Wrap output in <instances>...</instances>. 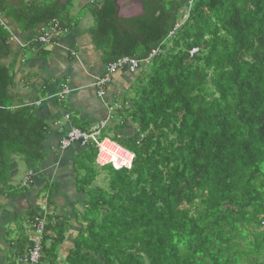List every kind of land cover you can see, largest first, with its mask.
Segmentation results:
<instances>
[{"label": "trees", "instance_id": "16d2710c", "mask_svg": "<svg viewBox=\"0 0 264 264\" xmlns=\"http://www.w3.org/2000/svg\"><path fill=\"white\" fill-rule=\"evenodd\" d=\"M88 1L103 65L141 63L121 131L103 132L134 160L116 170L95 165L93 145L80 155L79 234L62 257L68 226L47 224L40 264H264V0H136L132 19L116 0ZM71 4L0 0V16L25 34L54 20L70 30ZM13 83L0 63V195L14 157L47 158L50 128Z\"/></svg>", "mask_w": 264, "mask_h": 264}, {"label": "crops", "instance_id": "0c3cea01", "mask_svg": "<svg viewBox=\"0 0 264 264\" xmlns=\"http://www.w3.org/2000/svg\"><path fill=\"white\" fill-rule=\"evenodd\" d=\"M71 1L72 27L50 46L37 44L40 29L25 34L11 18L0 16L10 53L0 63L13 76L16 103L35 107L36 115L45 119L50 128L44 144L47 158L41 165L19 157L10 162L9 180L0 195V264H19L32 235L31 215L42 213L45 208L49 214L47 224L63 222L68 226L60 255L66 257L70 253L80 231L86 200L78 188V180L84 175L79 157L88 147L73 144L62 149V141L72 128L88 132L102 121L108 122L106 129L119 133L120 129H114L122 125L117 115L132 99L131 89L139 72L131 74L127 67L118 69L105 87V96H98L95 84L103 76L105 65L90 40L89 1ZM63 85L71 92L60 101L58 94ZM123 123L125 134L121 136L126 138L135 130L127 119ZM112 132V137H121ZM30 172L34 175L28 188L22 183Z\"/></svg>", "mask_w": 264, "mask_h": 264}, {"label": "built area", "instance_id": "2783aa9c", "mask_svg": "<svg viewBox=\"0 0 264 264\" xmlns=\"http://www.w3.org/2000/svg\"><path fill=\"white\" fill-rule=\"evenodd\" d=\"M179 26H176L178 29ZM69 32V29L62 27L61 24L54 20L50 26L40 28V35L36 39L37 44L42 46L53 45L57 38ZM198 52L197 49L191 51V56ZM141 63L133 58H125L118 61L115 64L105 67V72L95 84L98 89V96L103 98L106 94L105 87L113 80V76L122 67H127L131 74H137L139 72ZM70 89L67 85H63L61 92L58 94L60 101L64 100L70 94ZM39 105V104H37ZM69 116H67V119ZM107 121H102L95 125L90 131L83 132L78 129H71L65 139L62 141V149H67L73 144H78L82 148H87L93 145L97 151L96 163L100 167L112 166L116 170L128 169L132 167L134 155L123 148L119 147L115 143L103 137V132L107 128ZM33 173H28L26 180L23 181V186H28L33 177ZM47 204L46 200L42 202ZM49 214L45 210L32 219V235L29 238L30 247L25 255L19 260V264H40L43 254L44 237L47 227ZM264 228V223L262 224Z\"/></svg>", "mask_w": 264, "mask_h": 264}, {"label": "water", "instance_id": "95a60500", "mask_svg": "<svg viewBox=\"0 0 264 264\" xmlns=\"http://www.w3.org/2000/svg\"><path fill=\"white\" fill-rule=\"evenodd\" d=\"M63 4L67 3V0H60ZM24 2V0H22ZM117 17L122 19H132L140 16L143 13L141 5H137L135 0H116ZM5 50H7L8 42L0 40ZM10 53H0L3 58L8 57Z\"/></svg>", "mask_w": 264, "mask_h": 264}, {"label": "clouds", "instance_id": "9594fccd", "mask_svg": "<svg viewBox=\"0 0 264 264\" xmlns=\"http://www.w3.org/2000/svg\"><path fill=\"white\" fill-rule=\"evenodd\" d=\"M72 129H75V128H72ZM106 130V129H105ZM104 130V131H105ZM105 139H108V140H110L111 142H113V143H115L114 141H112L110 138H107V137H104ZM116 145H118L117 143H115ZM119 147H121L120 145H118ZM121 148H123V147H121ZM124 149V148H123ZM124 150H126V149H124ZM126 151H128V150H126ZM129 152V151H128ZM131 153V152H130ZM134 155V154H133ZM133 164V163H132ZM110 167V166H109ZM112 167V166H111ZM114 168V167H113ZM132 168V167H131ZM115 169V168H114ZM120 170V169H119ZM126 170H128V169H126ZM34 218V217H33Z\"/></svg>", "mask_w": 264, "mask_h": 264}, {"label": "rangeland", "instance_id": "374dc122", "mask_svg": "<svg viewBox=\"0 0 264 264\" xmlns=\"http://www.w3.org/2000/svg\"><path fill=\"white\" fill-rule=\"evenodd\" d=\"M68 8L70 9V7H68ZM93 25H94V24H93V20H91V23L89 24V26H90V27H91V26L93 27ZM92 27H91V28H92ZM45 196H47V195H45Z\"/></svg>", "mask_w": 264, "mask_h": 264}, {"label": "flooded vegetation", "instance_id": "af4514ba", "mask_svg": "<svg viewBox=\"0 0 264 264\" xmlns=\"http://www.w3.org/2000/svg\"><path fill=\"white\" fill-rule=\"evenodd\" d=\"M135 2H136L137 5H141L138 1L135 0Z\"/></svg>", "mask_w": 264, "mask_h": 264}]
</instances>
